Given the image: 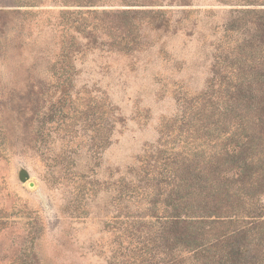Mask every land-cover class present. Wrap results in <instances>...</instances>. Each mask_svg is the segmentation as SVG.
<instances>
[{"label": "rangeland", "instance_id": "1", "mask_svg": "<svg viewBox=\"0 0 264 264\" xmlns=\"http://www.w3.org/2000/svg\"><path fill=\"white\" fill-rule=\"evenodd\" d=\"M0 264H264V0H0Z\"/></svg>", "mask_w": 264, "mask_h": 264}, {"label": "water", "instance_id": "2", "mask_svg": "<svg viewBox=\"0 0 264 264\" xmlns=\"http://www.w3.org/2000/svg\"><path fill=\"white\" fill-rule=\"evenodd\" d=\"M19 177H20L21 181H23V182H26V181H28L30 179V175H29V173H28V171L26 169H21L20 170ZM29 185L30 186H34L35 185L34 181L30 180L29 181Z\"/></svg>", "mask_w": 264, "mask_h": 264}, {"label": "trees", "instance_id": "3", "mask_svg": "<svg viewBox=\"0 0 264 264\" xmlns=\"http://www.w3.org/2000/svg\"><path fill=\"white\" fill-rule=\"evenodd\" d=\"M238 155H240V151L238 148H235L233 151H232V158H233V161L236 163V159L239 158Z\"/></svg>", "mask_w": 264, "mask_h": 264}]
</instances>
